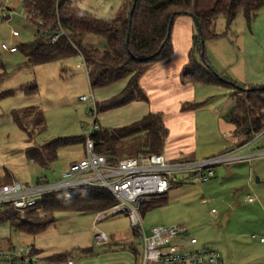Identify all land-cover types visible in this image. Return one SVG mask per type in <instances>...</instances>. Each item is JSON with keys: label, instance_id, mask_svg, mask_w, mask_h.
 <instances>
[{"label": "rangeland", "instance_id": "374dc122", "mask_svg": "<svg viewBox=\"0 0 264 264\" xmlns=\"http://www.w3.org/2000/svg\"><path fill=\"white\" fill-rule=\"evenodd\" d=\"M24 1L26 0H8V6L15 14L9 23L0 24V96L4 94L0 97V186L11 182L31 186L41 176L52 182L69 167V164L82 159L84 146L70 145L60 148L56 160L49 169L42 170L27 158V151L57 139L85 137L86 127L91 121L85 115L87 104L81 102L80 98L93 94L96 101H99L96 94L98 90L90 89L79 56L36 66L28 64L19 51L12 55L1 50V45L9 46L11 43L12 47L18 48L34 38L33 28L20 18L23 14ZM70 1L72 7L96 19L109 21L117 15L122 4L129 0ZM254 23L260 25L258 17L252 22ZM248 29L242 12L237 14L228 27L221 16L216 18L212 31L222 36L204 41L203 49L207 64L209 65L213 58H218L225 68L239 74V66L244 61H252L256 56L255 50H260L264 59L262 37L254 33L250 34L252 38H248L246 36L249 33ZM11 31L17 32L18 36L11 39ZM194 60L201 64L197 55H194ZM24 87L30 90L36 87V91L24 92L22 90ZM222 91L226 94V98L222 97L223 105L219 107L224 110L221 113L222 117L220 116L222 124L220 122V126L213 127L206 122L210 115L215 116L214 108L205 106L201 110L199 108L198 115L204 118L203 120L201 118L202 128L196 143L197 150L190 159L176 161L173 164L196 162L217 156L209 154L218 149V146L228 145L229 148H235L236 145L246 146L237 151L240 155L264 152V135L258 137V140L255 137L251 141L238 140L233 136L232 126L225 121V114L227 115V111L233 107V99L230 98L228 90ZM31 108L42 114L44 129L41 133L34 127H25L28 116L24 111ZM114 113L106 111L98 114L99 117L102 115L108 117L105 124H102L99 118L100 128H111L119 122ZM29 135L31 137H28ZM223 153L225 152L220 154ZM248 197L255 198V203L247 204ZM159 198L148 197L146 201L151 202L150 200ZM162 198L165 201L161 205L145 211L140 216L145 234H149L153 227H180L185 233L177 238L175 243L182 245V252L210 249L220 253L224 264H261L260 255L250 248L256 241L253 236L256 238L264 236L260 228L264 224V155L256 156L249 162L237 161L216 166L213 169V177L204 183H198L193 178L176 177ZM29 213L37 215L39 219L43 218L40 209L18 214V217L26 219ZM67 213L57 212L54 219L65 217ZM104 217L96 228L97 232H102L108 237L119 230L129 228V221L123 214H105ZM8 239L11 240L12 247L25 246L22 242L24 235L17 234L4 223L0 226V250H6L3 243ZM190 239H194L196 244L190 245ZM130 245L137 264H140L142 255L140 241L133 238ZM0 264L7 263L0 261Z\"/></svg>", "mask_w": 264, "mask_h": 264}, {"label": "trees", "instance_id": "16d2710c", "mask_svg": "<svg viewBox=\"0 0 264 264\" xmlns=\"http://www.w3.org/2000/svg\"><path fill=\"white\" fill-rule=\"evenodd\" d=\"M133 2L126 1L112 20L102 21L72 7L70 0H26L22 8L30 16L29 24L34 30V38L16 48V51L28 64L36 66L79 56L91 90L128 79L120 93L96 103L99 114L131 102L147 101L139 87V79L156 64L171 58L170 34L174 21L187 16L192 20L196 34L192 37L189 62L182 71V80L231 92L233 107L227 122L238 140L251 141L263 133L264 86L240 87L229 78L217 74L205 60L203 43L222 36L212 31L216 18L221 16L228 27L242 12L248 26L256 12L264 10V0H136L130 15ZM59 33L62 34L57 41L51 43L52 36ZM194 55L199 57L201 64L194 60ZM22 90L35 92L36 87L31 90L24 87ZM24 114L28 116L25 127H34L41 133L44 129L41 112L31 108L26 109ZM165 137L161 116L153 113L128 126L100 129L91 135L94 152L104 156L108 163L138 155H159ZM84 141L83 136L57 139L31 148L27 151V158L40 169L47 170L56 160L60 148L75 144L84 146ZM163 196L151 202L145 201L140 216L161 205L165 201ZM115 203L113 197L103 190L60 191L44 196L38 203L37 209L41 210L42 219L29 213L22 220L7 207L0 210V226L7 223L10 229L21 234L37 236L53 224L57 212L98 214ZM132 236L139 240L135 230H132Z\"/></svg>", "mask_w": 264, "mask_h": 264}, {"label": "crops", "instance_id": "0c3cea01", "mask_svg": "<svg viewBox=\"0 0 264 264\" xmlns=\"http://www.w3.org/2000/svg\"><path fill=\"white\" fill-rule=\"evenodd\" d=\"M256 17H258L260 25L252 24ZM263 23L264 10L261 9L251 19L248 25L249 33L246 32V36L252 38L251 35L255 33L262 37L264 41ZM193 35L194 25L189 17L182 16L174 21L170 34L171 58L168 61L156 64L139 79V87L147 101L143 103L135 101L121 108L110 110L115 112L114 114L118 117L119 122L111 128L100 129H119L140 120L150 113L159 114L166 130L162 150L165 159L170 163H174L183 161V159H190L194 155L204 118L202 115H198L197 110L199 108L201 110L204 106L214 108L215 116L210 115L206 122L213 127L220 126V116L222 117L221 113L224 110L219 107L223 105L222 97L226 98V94L222 91L224 89L218 87L204 86L182 80V71L189 62ZM254 53V56H256L252 61H244L239 66V74L225 68L218 58H213L209 65L217 74L225 75L240 87L264 86L263 53L260 50H255ZM127 80L123 79L108 87L96 89L98 90H95L96 94L99 96L98 102L93 94L90 95L94 97L96 103H101L120 93L127 84ZM231 109L227 111V115L225 114V121H227ZM97 117L98 126L99 118L102 124L108 121V117L104 115L101 117L97 115ZM198 117L199 119H197ZM218 147L209 155H218L237 148L241 149L243 146L236 145L235 148H229L228 145ZM221 150L222 152H220ZM66 215L58 220L54 219L53 224L37 236L22 234L24 235L22 241L24 245L31 246L33 249L34 264H68L69 262L71 264H137L134 251L130 247L133 240L130 225L129 228L126 227L113 233L111 237H108V243L105 245H96L93 240L97 232L96 225L105 218L104 215L98 217L97 214L73 212H68ZM260 228L264 234V224ZM17 234L21 233L17 232ZM260 238L264 239V236L255 238V243L251 245L252 248H249L260 255L259 261L264 264V242L260 243ZM3 245L6 249H9L12 247L11 240L8 239ZM52 258L57 259L50 261ZM222 264H224L223 259Z\"/></svg>", "mask_w": 264, "mask_h": 264}, {"label": "built area", "instance_id": "2783aa9c", "mask_svg": "<svg viewBox=\"0 0 264 264\" xmlns=\"http://www.w3.org/2000/svg\"><path fill=\"white\" fill-rule=\"evenodd\" d=\"M14 14V10L8 6V1L0 0V24L9 23ZM29 17L26 12L20 15L27 23ZM61 34L52 36L51 43H55ZM17 36V32L11 31V39ZM1 50L8 54L17 52L11 45H1ZM80 101L87 104L85 115L91 121L86 127L84 157L69 165L52 182L41 176L31 186L18 182L1 185L0 210L8 207L17 214H24L37 210L38 203L48 194L65 190H103L109 193L116 203L97 216L123 214L127 217L130 228L137 232L142 246L140 264H222L220 253L214 250L182 252V245L175 243V240L185 233L180 227L158 226L151 228L149 234H145L139 214L141 207L148 197L167 194L176 177L193 178L198 183H204L213 177V169L216 166L237 161L249 162L256 156L264 155V152L240 155L237 152L240 148H237L200 161L175 164L168 162L161 153L138 155L108 163L104 156L94 152V142L91 138L93 133L100 131L96 120L98 113L95 99L89 95L81 97ZM262 135L264 132L257 136L256 140ZM246 201L254 203L256 199L248 197ZM213 212L212 210L211 213ZM93 240L96 245H105L109 238L102 232H96ZM259 242H264V239L260 238ZM189 244L195 245L196 241L190 239ZM0 261L7 264H34L35 256L31 246L18 245L0 250Z\"/></svg>", "mask_w": 264, "mask_h": 264}, {"label": "water", "instance_id": "95a60500", "mask_svg": "<svg viewBox=\"0 0 264 264\" xmlns=\"http://www.w3.org/2000/svg\"><path fill=\"white\" fill-rule=\"evenodd\" d=\"M135 2H136V0H134V2H133V5H132V7H131V11H130V15H131V13H132V11H133V8H134V4H135ZM203 42L201 41V44H202ZM126 44H127V40H126Z\"/></svg>", "mask_w": 264, "mask_h": 264}]
</instances>
